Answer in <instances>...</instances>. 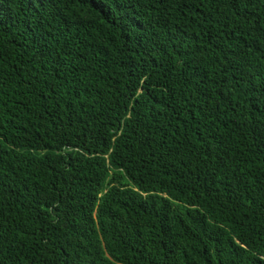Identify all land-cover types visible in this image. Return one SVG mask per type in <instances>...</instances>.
<instances>
[{
	"label": "trees",
	"instance_id": "obj_1",
	"mask_svg": "<svg viewBox=\"0 0 264 264\" xmlns=\"http://www.w3.org/2000/svg\"><path fill=\"white\" fill-rule=\"evenodd\" d=\"M0 264H264V0H0Z\"/></svg>",
	"mask_w": 264,
	"mask_h": 264
}]
</instances>
